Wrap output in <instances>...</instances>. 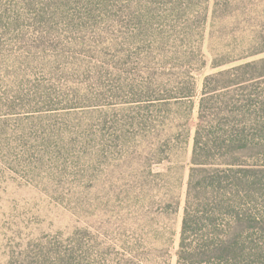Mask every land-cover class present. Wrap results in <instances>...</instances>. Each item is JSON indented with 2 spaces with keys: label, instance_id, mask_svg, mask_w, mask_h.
I'll use <instances>...</instances> for the list:
<instances>
[{
  "label": "rangeland",
  "instance_id": "obj_1",
  "mask_svg": "<svg viewBox=\"0 0 264 264\" xmlns=\"http://www.w3.org/2000/svg\"><path fill=\"white\" fill-rule=\"evenodd\" d=\"M197 132L264 169V0H0V264H177Z\"/></svg>",
  "mask_w": 264,
  "mask_h": 264
},
{
  "label": "trees",
  "instance_id": "obj_2",
  "mask_svg": "<svg viewBox=\"0 0 264 264\" xmlns=\"http://www.w3.org/2000/svg\"><path fill=\"white\" fill-rule=\"evenodd\" d=\"M198 134L177 264H264V169L236 164L247 147L235 135L226 139V152L216 155L214 142L201 147Z\"/></svg>",
  "mask_w": 264,
  "mask_h": 264
}]
</instances>
